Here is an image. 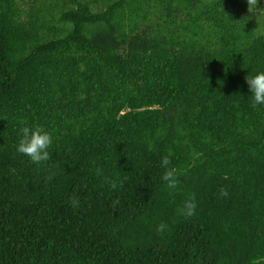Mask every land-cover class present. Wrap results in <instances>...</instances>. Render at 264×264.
<instances>
[{
  "label": "trees",
  "instance_id": "1",
  "mask_svg": "<svg viewBox=\"0 0 264 264\" xmlns=\"http://www.w3.org/2000/svg\"><path fill=\"white\" fill-rule=\"evenodd\" d=\"M257 7L0 0V264H264ZM37 124L54 137L41 164L16 151Z\"/></svg>",
  "mask_w": 264,
  "mask_h": 264
},
{
  "label": "clouds",
  "instance_id": "2",
  "mask_svg": "<svg viewBox=\"0 0 264 264\" xmlns=\"http://www.w3.org/2000/svg\"><path fill=\"white\" fill-rule=\"evenodd\" d=\"M249 8L253 11L260 8L257 7L258 0H247ZM245 82L248 86V91L251 99V106L253 108L264 107V69L247 73ZM18 142L16 144L17 153L26 156L33 164H41L50 159L51 148L54 144V137L52 133L46 130L42 125H35L34 127L25 125L19 129ZM169 160L162 159L161 166L166 170L162 176L163 181L170 190H176L182 183V178L174 171L169 169ZM115 188V185H113ZM228 193L224 190L220 195L226 196ZM179 214L185 218H190L196 215L197 201L194 194H189L179 208ZM167 228L165 223L157 226V232H164Z\"/></svg>",
  "mask_w": 264,
  "mask_h": 264
}]
</instances>
